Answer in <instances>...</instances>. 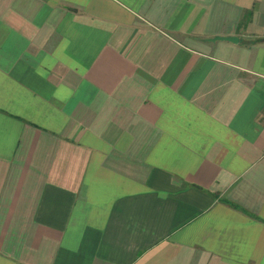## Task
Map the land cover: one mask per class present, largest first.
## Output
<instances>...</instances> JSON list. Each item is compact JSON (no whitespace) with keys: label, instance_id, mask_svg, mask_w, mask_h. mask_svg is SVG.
I'll list each match as a JSON object with an SVG mask.
<instances>
[{"label":"crops","instance_id":"crops-1","mask_svg":"<svg viewBox=\"0 0 264 264\" xmlns=\"http://www.w3.org/2000/svg\"><path fill=\"white\" fill-rule=\"evenodd\" d=\"M0 264H264V0H0Z\"/></svg>","mask_w":264,"mask_h":264}]
</instances>
